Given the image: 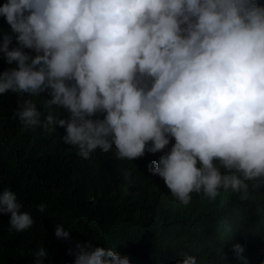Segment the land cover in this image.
I'll return each mask as SVG.
<instances>
[{
	"label": "clouds",
	"instance_id": "clouds-1",
	"mask_svg": "<svg viewBox=\"0 0 264 264\" xmlns=\"http://www.w3.org/2000/svg\"><path fill=\"white\" fill-rule=\"evenodd\" d=\"M3 1L0 53L16 66L0 72V94L50 97L38 111L21 96L24 127L62 126L84 158L115 147L132 160L147 147L148 170L185 204L193 191L215 198L264 182V0ZM21 208L0 190V214L18 231L33 223ZM54 235L70 239L60 223ZM68 251L73 264H130L91 241ZM233 251L242 258L244 246ZM180 255L176 264H197Z\"/></svg>",
	"mask_w": 264,
	"mask_h": 264
},
{
	"label": "trees",
	"instance_id": "trees-1",
	"mask_svg": "<svg viewBox=\"0 0 264 264\" xmlns=\"http://www.w3.org/2000/svg\"><path fill=\"white\" fill-rule=\"evenodd\" d=\"M0 31H10L3 16ZM15 66L0 53V72ZM141 84L150 86V78ZM21 96L38 111L50 98L48 90L40 97L0 94V190L15 192L21 211L33 218L18 231L9 225V214H0V264H73L68 250L77 241L115 248L130 264H176L184 259L180 252L195 256L197 264H264V182L258 187L246 181V190L221 189L215 198L193 191L182 203L148 170L155 158L147 147L132 160L118 158L115 147L97 148L84 158L77 145L60 140L62 126L24 127L14 115ZM57 111L67 120L64 108ZM57 223L70 239L54 235ZM236 243L244 246L242 258L234 254Z\"/></svg>",
	"mask_w": 264,
	"mask_h": 264
}]
</instances>
